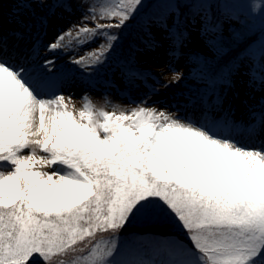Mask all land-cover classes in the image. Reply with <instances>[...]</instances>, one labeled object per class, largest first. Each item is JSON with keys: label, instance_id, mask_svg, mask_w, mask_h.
<instances>
[{"label": "snow or ice", "instance_id": "1", "mask_svg": "<svg viewBox=\"0 0 264 264\" xmlns=\"http://www.w3.org/2000/svg\"><path fill=\"white\" fill-rule=\"evenodd\" d=\"M12 2L10 44L0 0V264H264V140L252 148L238 139L264 137V95L249 106L261 109L251 111L258 119L243 129L153 99L183 78L172 63L179 59H195L203 76L226 86L216 108L228 90L239 98L236 77L264 93V0ZM58 10L80 17L53 34ZM256 20L258 47L249 27ZM232 21L241 30L230 27L226 48ZM133 23L148 39L117 60L125 90L148 88L139 56L165 45L175 75L157 79L134 107L70 105L58 60L83 48L66 63L98 72ZM41 48L52 58L40 60ZM212 52L227 63L213 64Z\"/></svg>", "mask_w": 264, "mask_h": 264}, {"label": "rangeland", "instance_id": "2", "mask_svg": "<svg viewBox=\"0 0 264 264\" xmlns=\"http://www.w3.org/2000/svg\"><path fill=\"white\" fill-rule=\"evenodd\" d=\"M15 10L16 4L13 3L12 0H4V25L5 31L9 33V40H15V38L10 35V30L16 27V25L10 23V16ZM79 17V10H73L71 13H61L58 10L56 17H53L50 21L49 30L53 34L58 33L61 28H68L72 23L76 22ZM33 32H36L35 28L33 29ZM136 34V48L139 47L140 49H143L144 44L142 41H147V34L140 30V26ZM153 35L158 34L153 32ZM21 43L25 44L24 41H21ZM98 46V43L88 45V50ZM166 47L167 45L156 51L146 52L139 56L141 65L148 70L151 74V78L148 81V88L141 86L139 89L133 90L131 93L125 90L121 73L114 65H112L113 62H110L109 65L106 64L98 72L85 74L77 70L75 66L68 65L65 62L69 59L78 58L80 55H83L85 49L80 48L76 51H70L66 56H63L58 60V64L65 68L68 76V82L62 89V92L65 97H72L69 104L71 105L74 103L77 109L85 103L86 99H91V101L98 107H107L108 110H111L114 105H119L121 107H134L135 104H133L132 101H139L141 97L145 96V94H150L149 90L157 79L161 80L162 83L163 81L170 80L175 75V73L167 67L169 64V56L166 54ZM194 47L196 50H202L205 47L203 40L199 38L194 39ZM52 55V53H45L43 48H41L39 59H50L52 58ZM136 55L137 53L135 52L134 56ZM209 58L210 54L208 55V59ZM172 63L174 64L176 72L183 74V78L179 83L172 84L165 91L154 96L153 99L169 105L175 103L178 106L181 115H199L198 113H194L189 107L199 101L206 91H213L217 98L218 94L222 95L226 90L225 85L219 83L214 84L212 79L203 76L200 73L201 65L199 62L195 61V59L191 64L185 59H179ZM161 73H163V76H161ZM247 79V77H236L235 91H239V98H236L233 95V90H228V96L224 103L219 108H215L216 111L214 112L213 118L216 119L219 124L223 125L226 121L234 122L243 129L258 119V117L252 116L251 111L260 113L261 109L259 107H254L250 111L249 106L257 105L264 93L259 90L261 87L259 83L255 85L254 90L248 89L246 84ZM246 93L249 94L246 95ZM242 101H245L246 103H242ZM157 106H162V104H158ZM169 110L176 111L177 109L169 108ZM238 139L243 146L256 148L262 146L261 141L264 140V137L248 139L245 137L244 133L241 132L238 135Z\"/></svg>", "mask_w": 264, "mask_h": 264}, {"label": "trees", "instance_id": "3", "mask_svg": "<svg viewBox=\"0 0 264 264\" xmlns=\"http://www.w3.org/2000/svg\"><path fill=\"white\" fill-rule=\"evenodd\" d=\"M141 19L144 20L145 18L142 17ZM244 19H245V17L243 15H241V21H243ZM230 27H231V29L241 30V23L236 22V21H232L231 25H229L227 23L225 24L224 33H223V36H224L223 44L226 48H231V46H232V40H231V35H230V30H229ZM249 27L251 28V31L255 33V36L251 37V39L256 40V44L254 46L258 47L259 40H257L256 38L260 36L259 20H256L255 22H250ZM138 28H139V23H133V24L129 25L128 28L124 29V31L121 35V38H120L119 45L117 46L116 53L113 55L112 59H110V61L108 62L107 65H109L110 62H113L112 65H114L115 68L117 69L116 64H117L118 59L127 58L129 56H134V54H135L134 49L136 48V36H137L136 32L138 31ZM211 39H212V34H210V36H209V42H211ZM209 60L213 64L217 65L218 67H222L224 64L227 63L228 58L225 57L223 59L217 60L215 58V53L212 52V53H210ZM200 71H201V66H200ZM140 234H143V233H140Z\"/></svg>", "mask_w": 264, "mask_h": 264}, {"label": "bare ground", "instance_id": "4", "mask_svg": "<svg viewBox=\"0 0 264 264\" xmlns=\"http://www.w3.org/2000/svg\"><path fill=\"white\" fill-rule=\"evenodd\" d=\"M216 103H217L216 95L215 93H213V91L210 90V91H206L204 96H202V98L199 101L192 104L189 107V109H191L194 113H198V111H201L202 113L207 111L209 115L213 117L214 112L216 111L215 109ZM202 113H200L199 115H201Z\"/></svg>", "mask_w": 264, "mask_h": 264}]
</instances>
